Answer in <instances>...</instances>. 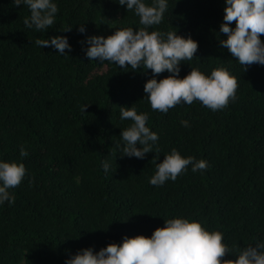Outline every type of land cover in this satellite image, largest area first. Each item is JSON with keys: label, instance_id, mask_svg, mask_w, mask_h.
<instances>
[{"label": "trees", "instance_id": "1", "mask_svg": "<svg viewBox=\"0 0 264 264\" xmlns=\"http://www.w3.org/2000/svg\"><path fill=\"white\" fill-rule=\"evenodd\" d=\"M56 3L51 28L36 32L23 24L27 6L0 0V160L26 168L20 184L9 189L12 202L0 204V264H64L85 247L98 251L125 235L150 236L173 216L220 231L233 251L264 240V65L244 70L219 45L224 0H168L161 23L149 31L191 35L198 48L181 63L179 76L191 66L205 74L225 68L237 81L235 100L215 111L194 100L167 113L143 99L150 69L89 61L78 43L84 35L143 27L131 10L114 0ZM55 35L67 36L68 55L31 43ZM131 105L148 113L146 126L159 137L143 159L121 157L115 146L120 128L130 123L119 119V108ZM21 145L25 157L19 156ZM172 148L209 166L196 173L189 166L175 181L150 185L153 157L160 162ZM101 160L111 162L107 174ZM235 258L226 253L220 259Z\"/></svg>", "mask_w": 264, "mask_h": 264}, {"label": "clouds", "instance_id": "2", "mask_svg": "<svg viewBox=\"0 0 264 264\" xmlns=\"http://www.w3.org/2000/svg\"><path fill=\"white\" fill-rule=\"evenodd\" d=\"M118 5L131 10L143 27L118 28L111 35H84L78 43L89 61L98 58L100 62L114 64L121 69L132 71L151 70L152 77L143 85V92L150 108L167 113L179 104H191L194 100L215 111L224 108L229 100H235L236 78L225 68H213L208 74L191 65V70L182 78L179 76L182 62L190 61L198 48V42L191 35L181 36L176 31L151 30L159 25L168 9V0H114ZM14 6H27L30 15L23 24L36 32H45L54 23L58 12L56 0H12ZM219 45L236 58L246 70L256 63L264 65V42L259 34H264V0H224ZM235 21V26L231 22ZM69 28L64 29L67 31ZM85 34L84 24L76 29ZM35 46H51L57 54L68 55L72 46L67 36L55 35L46 39L36 38ZM167 71L169 75L156 78L157 74ZM134 105V103L132 104ZM119 108V119L130 123L120 128L119 140L115 142L121 157L143 159L146 153L153 152L159 139L157 132L146 126L148 113L137 112L133 106ZM88 104L82 106V111ZM187 127L188 121L181 120ZM159 153V148L156 152ZM28 152L20 146L19 156ZM155 172L148 178L153 186H162L166 181H175L177 176L187 171L193 173L205 170L209 165L205 159L182 156L172 148L164 154L162 161L157 156L152 159ZM111 162L101 160L100 167L105 174ZM26 175L22 162L0 160V204L11 203L14 197L9 189L20 184ZM223 233L208 230L199 221L184 216L164 218L163 227L155 228L150 236L138 234L123 236L119 244L109 243L98 251L91 246L78 250L65 258L64 264H264V240H257L233 251L222 242ZM231 253L235 260H221Z\"/></svg>", "mask_w": 264, "mask_h": 264}]
</instances>
